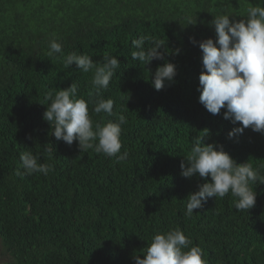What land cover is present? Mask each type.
<instances>
[{
  "label": "trees",
  "instance_id": "1",
  "mask_svg": "<svg viewBox=\"0 0 264 264\" xmlns=\"http://www.w3.org/2000/svg\"><path fill=\"white\" fill-rule=\"evenodd\" d=\"M258 4L264 0H0V264H135L132 257L143 258L155 234L176 227L202 248L207 264H264V184L251 185L257 197L248 211H237L229 192L187 216L186 198L211 178H185L180 167L207 129L204 143L222 145L264 175V134L246 128L229 139L239 122L199 103L201 50L189 39H215V16L246 19ZM140 36L162 41L176 66L173 82L159 91L151 78L165 61L131 58V41ZM53 38L64 56L118 58L109 87L99 90L114 101L113 116L93 111L92 71L65 68L59 53L47 56ZM72 83L88 102L93 127L126 117V160L81 151L78 141L68 145L51 134L45 95ZM48 143L52 154L44 151ZM25 151L52 170L18 176Z\"/></svg>",
  "mask_w": 264,
  "mask_h": 264
},
{
  "label": "clouds",
  "instance_id": "2",
  "mask_svg": "<svg viewBox=\"0 0 264 264\" xmlns=\"http://www.w3.org/2000/svg\"><path fill=\"white\" fill-rule=\"evenodd\" d=\"M214 27L215 39L207 38L196 41L190 37V42L198 44L201 50L202 69L199 75L197 91L199 103L212 115L221 113L223 118L230 120L234 127L228 133L232 139L242 134L246 128L264 134V6L259 4L247 9V18L237 20L229 15H217L211 21ZM151 46L145 48L146 41ZM135 51L131 58L148 65L153 60L165 61L156 68L152 75L151 84L157 91L173 82L177 71L175 64L165 59L162 41L147 36H140L131 41ZM63 56L65 68L75 64L84 73L93 72L91 84L96 91L93 111L96 114L105 113L113 116L114 101L104 99L100 95L101 89H107L120 61L116 56L106 54L102 62L93 61L87 54L75 52L63 54L61 43L53 38L49 41L48 57L55 54ZM180 50H176L179 54ZM78 86L72 83L67 89H50L45 95L46 110L43 119L50 125L51 134L57 141H64L72 145L78 141L83 150L93 149L96 153H103L108 157H115L119 163L127 159L128 152H120L121 126L127 123L124 115H119L114 122L95 124L89 116L88 102L82 97L77 98ZM203 137H195L190 153L180 164L181 175L191 179L199 176L210 182L198 184V190L186 198V215L192 216L195 209H200L209 198L225 197L229 192L236 197L237 211H248L255 206L257 193L251 185L264 184V175L259 168H253L249 161L237 163L223 146L213 142L204 143L209 130ZM44 151L52 154L55 151L52 143L43 146ZM119 154V155H118ZM21 172L18 176L42 173L45 176L52 170L46 163H38V158L30 151L20 153ZM261 167H264L262 165ZM141 255H134L135 264H207L202 259L203 250L194 246L190 238L186 237L179 228H172L166 232L155 234L150 244Z\"/></svg>",
  "mask_w": 264,
  "mask_h": 264
},
{
  "label": "rangeland",
  "instance_id": "3",
  "mask_svg": "<svg viewBox=\"0 0 264 264\" xmlns=\"http://www.w3.org/2000/svg\"><path fill=\"white\" fill-rule=\"evenodd\" d=\"M0 246H1V244H0ZM2 253H3V249H0V263H1V261L3 260Z\"/></svg>",
  "mask_w": 264,
  "mask_h": 264
}]
</instances>
